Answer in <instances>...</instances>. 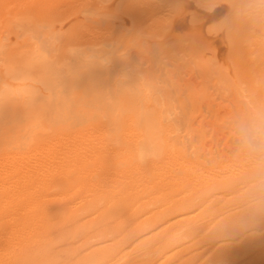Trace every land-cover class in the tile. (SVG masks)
Returning a JSON list of instances; mask_svg holds the SVG:
<instances>
[{
	"label": "bare ground",
	"instance_id": "bare-ground-1",
	"mask_svg": "<svg viewBox=\"0 0 264 264\" xmlns=\"http://www.w3.org/2000/svg\"><path fill=\"white\" fill-rule=\"evenodd\" d=\"M258 115L264 0H0V264H264Z\"/></svg>",
	"mask_w": 264,
	"mask_h": 264
},
{
	"label": "clouds",
	"instance_id": "clouds-1",
	"mask_svg": "<svg viewBox=\"0 0 264 264\" xmlns=\"http://www.w3.org/2000/svg\"><path fill=\"white\" fill-rule=\"evenodd\" d=\"M240 136L243 146L264 153V116L258 115L250 125L242 126Z\"/></svg>",
	"mask_w": 264,
	"mask_h": 264
},
{
	"label": "rangeland",
	"instance_id": "rangeland-1",
	"mask_svg": "<svg viewBox=\"0 0 264 264\" xmlns=\"http://www.w3.org/2000/svg\"><path fill=\"white\" fill-rule=\"evenodd\" d=\"M68 136H69V135H67V136L64 135L65 139L68 138ZM85 138L88 139L87 136H85V137H80V138H76V139H75V140H77V142H78V143L75 142V144H77V148L79 147L78 144H79L80 142H84V141L86 140ZM70 140H72V141H70ZM75 140H74L73 138H70L68 141H69L70 143H72V142L75 141ZM78 140H79V141H78ZM87 166H88V165H87ZM87 166H86V167H87ZM95 167H96L95 164H91V168H90V169H95ZM95 180L98 181V176L96 177V179H95V178L93 179V181H95ZM110 182H111V181H110ZM95 183H96V181H95ZM96 186H97V185H96ZM39 188H40V187H38V189H39ZM73 192H75L74 194H76V195L79 194L80 196L84 194V193H82V192H79L78 188H77L76 190H74ZM50 193H51V192H50ZM53 193H54V192H52L51 194H53ZM71 195H72V194H70V196H71ZM68 196H69V195H68ZM3 199H4V198H3Z\"/></svg>",
	"mask_w": 264,
	"mask_h": 264
}]
</instances>
